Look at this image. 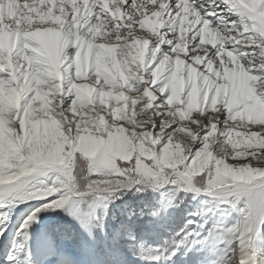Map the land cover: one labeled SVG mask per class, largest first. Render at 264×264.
Wrapping results in <instances>:
<instances>
[{
  "label": "snow or ice",
  "instance_id": "6c2138e0",
  "mask_svg": "<svg viewBox=\"0 0 264 264\" xmlns=\"http://www.w3.org/2000/svg\"><path fill=\"white\" fill-rule=\"evenodd\" d=\"M0 264H264V0H0Z\"/></svg>",
  "mask_w": 264,
  "mask_h": 264
},
{
  "label": "rangeland",
  "instance_id": "374dc122",
  "mask_svg": "<svg viewBox=\"0 0 264 264\" xmlns=\"http://www.w3.org/2000/svg\"><path fill=\"white\" fill-rule=\"evenodd\" d=\"M204 197H200V199H203ZM198 201H193L186 209V212H190V211H195L196 210V205H197ZM20 209V208H18ZM181 209H185V205H181ZM46 215H56V213H48ZM60 215H63V213L61 212ZM180 211L176 210V209H170L169 210V216H168V221H167V228L171 229V230H175L176 227L179 225L180 223ZM66 218V217H65ZM37 224V228L39 229L41 227V225L44 224V220L43 218H41V220L39 221V223ZM36 229V230H38ZM7 233V234H6ZM5 233V235H10V233L7 231ZM12 235V234H11ZM163 235H167V232H164ZM151 242L155 243L158 241V237L156 236H152L151 238Z\"/></svg>",
  "mask_w": 264,
  "mask_h": 264
},
{
  "label": "bare ground",
  "instance_id": "6f19581e",
  "mask_svg": "<svg viewBox=\"0 0 264 264\" xmlns=\"http://www.w3.org/2000/svg\"><path fill=\"white\" fill-rule=\"evenodd\" d=\"M18 208H20V209H18ZM18 208L14 211V213L11 216V221L8 223V232L12 235L15 234V229L20 226V224L23 222L25 215H27V211L25 210L26 205L21 204V205H19ZM22 210H25V211H22ZM36 226H37V224H33L32 228L38 229ZM10 238H11V236H10Z\"/></svg>",
  "mask_w": 264,
  "mask_h": 264
},
{
  "label": "trees",
  "instance_id": "16d2710c",
  "mask_svg": "<svg viewBox=\"0 0 264 264\" xmlns=\"http://www.w3.org/2000/svg\"><path fill=\"white\" fill-rule=\"evenodd\" d=\"M127 199V198H126ZM120 202L119 201H117V204H119Z\"/></svg>",
  "mask_w": 264,
  "mask_h": 264
}]
</instances>
